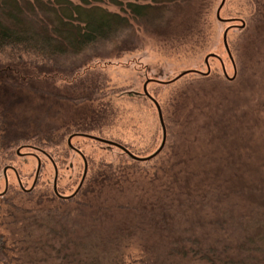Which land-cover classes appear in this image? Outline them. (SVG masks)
<instances>
[{"label": "rangeland", "instance_id": "1", "mask_svg": "<svg viewBox=\"0 0 264 264\" xmlns=\"http://www.w3.org/2000/svg\"><path fill=\"white\" fill-rule=\"evenodd\" d=\"M103 1L109 11L119 12L115 5ZM255 1L225 0L220 6L221 0H205L202 7V0H176L156 18V23L154 17L134 22L123 41L114 40L89 50L87 54L92 56L85 66L76 64L67 73L48 76L45 81L49 82L44 86L46 98L34 95L37 94L34 83L24 90L2 89L0 77V193L6 187L5 167L8 181L6 192L0 195V232L11 245L9 254L22 257L21 262L15 260L11 264H70L77 251H99L106 247L103 243L110 242L106 235L119 216L109 212L106 218H97L95 208L81 205L85 198L82 192L71 202L41 201L54 195V166L58 170L56 186L60 194L71 195L81 180L84 161L67 143L71 134L105 140L72 137V146L84 154L87 162L82 186L97 170L112 164L128 166L135 176L142 175L138 179L146 188L150 187L149 183L155 180V168L168 155L176 154L173 149L177 139L183 138L179 136L183 121H179L178 115L179 109H184L183 103L193 111L190 126L194 136L188 137L193 143L190 155H263L264 45L246 62L241 52L245 46L242 30L248 24L250 34L253 27ZM218 10L221 20L216 16ZM229 26L230 55L223 43L224 30ZM207 65L210 71L205 74ZM145 83L151 98L143 93ZM84 93L92 94L91 100L84 98ZM222 94L227 97L222 107L232 108V112L226 110L222 118L217 115L219 126L214 129L204 115L208 114V105L217 102ZM153 100L161 109L165 144L154 158L135 162L117 144L141 157L159 147L162 127ZM203 103L207 108L201 114ZM90 112L96 113L97 118L92 119ZM208 134L213 140L211 145L207 142ZM38 161L35 186L23 190L19 181L25 189L32 187ZM197 165L200 167L199 161ZM197 182L200 183V178ZM132 193L133 190L124 198L114 192L113 202L108 206L117 208L120 201H130ZM191 205L194 207L189 209L187 218L172 213L175 224L169 230L175 238L188 230L186 235L198 242L200 249V226L196 224V220L200 222V202ZM192 245L188 243L187 247ZM120 247L127 264H138L141 249L137 244L128 239ZM163 251L168 255L170 250ZM177 256L171 260L174 264H206L195 254L186 258Z\"/></svg>", "mask_w": 264, "mask_h": 264}, {"label": "trees", "instance_id": "2", "mask_svg": "<svg viewBox=\"0 0 264 264\" xmlns=\"http://www.w3.org/2000/svg\"><path fill=\"white\" fill-rule=\"evenodd\" d=\"M175 1L107 0L119 10L112 12L103 6V0H0L1 88L24 90L34 83L33 89L37 91L34 95L46 98L47 87L44 86L48 76L67 73V69L76 64L85 66L92 56L87 54L89 50L114 40L123 41L134 22H146L154 17L156 23V18ZM202 1L203 7L205 0ZM253 13L250 34L248 24L242 30L245 46L241 52L245 62L258 54L259 46L264 45V0L255 1ZM42 76L44 82L41 85ZM200 90L204 91L203 88ZM91 96L84 93L86 99ZM226 98L222 94L217 102L208 105V114L204 115L214 129L219 126L217 115L222 118L226 110L232 112L229 105V109L222 107ZM181 107L184 109L178 111L179 121H183L179 136L183 138L177 139L173 149L176 154L168 155L155 168V180L149 183L150 187L146 188L138 179L141 174L135 176L126 165H106L85 180V185L77 192H82L85 197L81 205L86 209L95 208L93 213L97 218H106L109 212H115L121 220L105 227V230L110 227L111 232L106 236L111 239L109 243H103L104 249L77 251L70 264H127L120 246L128 239L141 249L138 264H174L171 261L174 255L186 258L192 254L206 264H264V153L243 154V158L190 155L193 143L188 137L194 136L190 126L193 111L186 109L184 103ZM204 107L207 108L204 103L200 104L201 114H204ZM83 108L86 113L87 106ZM221 108L223 112H220ZM90 114L92 119L97 116L94 112ZM87 118L85 116V120ZM208 135L207 142L211 145L216 133L212 137ZM239 172H243L241 176ZM199 178L200 183L197 182ZM157 179L159 182L155 183ZM139 183L143 184L140 189ZM132 190L134 194L130 195V201L123 199L117 208L108 206L113 202L114 192L129 196ZM75 197L62 200L54 192L53 197L41 201L71 202ZM191 201L200 202V222L196 220L200 226V249L198 242L186 235L188 230L177 238L172 237L169 230L171 224H175L171 220L172 213L187 218L189 209L194 207ZM180 221V218L176 221L177 225ZM186 243L193 245L187 247ZM9 244L0 232V264L21 262V256L16 258L9 254ZM163 249L170 250L169 254Z\"/></svg>", "mask_w": 264, "mask_h": 264}, {"label": "water", "instance_id": "3", "mask_svg": "<svg viewBox=\"0 0 264 264\" xmlns=\"http://www.w3.org/2000/svg\"><path fill=\"white\" fill-rule=\"evenodd\" d=\"M224 2H225V0H221L220 6L223 5ZM219 10H220V8H219ZM219 10L217 11L216 16H217V18H218L219 20H221V18H220V16H219ZM222 20H223V19H222ZM242 26H243V22L241 21V27H242ZM229 28H230V26L227 27V28L224 30V33H223V43H224V46H225V48H226L228 54L230 55L229 48H228V45H227V31H228ZM230 59L232 60L231 57H230ZM205 61H206V63H207V58L205 59ZM207 64H208V63H207ZM209 71H210V67H209V65H207V72H206L205 74L209 73ZM185 73H187V71L181 73L180 76H182V75L185 74ZM201 73H202V72H201ZM180 76H179V77H180ZM233 76H234V75H233ZM177 78H178V77H177ZM146 85H147V83H145L144 86H143V93H144L146 96L150 97V95H149V93H148V91H147V87H146ZM150 98H151V97H150ZM153 101H154V104H155V106H156V109H157V112H158L159 121H160V124H161V127H162V141H161L159 147H158V148H157L152 154H150V155H148V156H146V157H141V156H136V155H134V154L131 153L127 148L123 147L122 145H118V144H117V146L120 147V148H121V149H122V150H123L128 156H129V157H131L132 159L137 160V161H147V160H150V159L154 158V157H155V156H156V155L162 150V148H163V146H164V144H165L166 130H165L164 122H163V117H162L161 109H160L159 104H158L155 100H153ZM74 136H84V137L92 138V139H94V140H98V141H101V142H104V141H105L104 139L97 138V137H92V136L87 135V134L74 133V134H71V135L68 137V140H67L68 145H69L70 147H72V148H73V146H72V144H71V139H72V137H74ZM81 156H82V159H83V161H84L83 174H82L81 180H80V182H79L77 188L75 189V191H74L71 195L63 196V195H61V194L58 193V191H57V186H56L58 170H57L56 166H54L55 176H54V181H53V191L55 192V194H56L58 197L71 198V197L75 196V194H77V192H78V191L80 190V188L82 187V184H83L84 179H85L86 174H87V162H86L85 157H84L83 155H81ZM39 168H40V163H39V161H38L37 171H36V174H35V178H34V181H33V185H32V187H31L30 189H25V188L22 186L21 182L19 181L20 187H21L22 189H25V190H31V189L35 186L36 181H37V177H38V170H39ZM6 169H7V168L5 167L4 170H3V175H4V178H5V185H6V187H5V190H4L2 193H0L1 195H3V194L6 192V188H7V184H8L7 177H6Z\"/></svg>", "mask_w": 264, "mask_h": 264}, {"label": "flooded vegetation", "instance_id": "4", "mask_svg": "<svg viewBox=\"0 0 264 264\" xmlns=\"http://www.w3.org/2000/svg\"><path fill=\"white\" fill-rule=\"evenodd\" d=\"M70 148H72V147H70ZM74 151H76L75 153L76 154H78V155H84L79 149H77V148H75V147H73L72 148ZM17 155H21V156H23V155H28V153H22V152H17ZM34 155V154H33ZM44 155H46V154H44ZM82 157V156H81ZM39 174V173H38ZM38 178V177H37ZM37 182V181H36ZM23 190H25V189H23ZM1 195V194H0ZM61 195H63V194H61ZM63 196H66V195H63ZM60 199H62V200H68L67 198H64V197H59Z\"/></svg>", "mask_w": 264, "mask_h": 264}]
</instances>
